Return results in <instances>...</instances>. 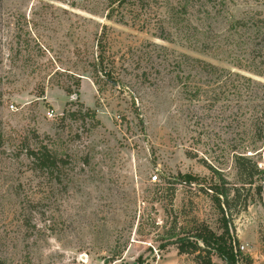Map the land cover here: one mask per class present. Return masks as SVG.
<instances>
[{
    "label": "rangeland",
    "instance_id": "rangeland-1",
    "mask_svg": "<svg viewBox=\"0 0 264 264\" xmlns=\"http://www.w3.org/2000/svg\"><path fill=\"white\" fill-rule=\"evenodd\" d=\"M144 1L0 0L5 264H195L160 246L195 220L222 234L209 189L242 187L234 155L262 170L229 213L237 264H264V0ZM40 144L52 176L25 156Z\"/></svg>",
    "mask_w": 264,
    "mask_h": 264
},
{
    "label": "trees",
    "instance_id": "trees-1",
    "mask_svg": "<svg viewBox=\"0 0 264 264\" xmlns=\"http://www.w3.org/2000/svg\"><path fill=\"white\" fill-rule=\"evenodd\" d=\"M133 5L139 7L144 6V0H133ZM115 2V0H111ZM111 15H107V19H111ZM239 24V23H238ZM196 64H200L205 71H216V67L207 63H202L199 60H195ZM78 87L79 84L76 83ZM66 94H71L68 88H63ZM82 107V104H80ZM83 108V107H82ZM85 113L83 117H87L94 123L98 124L96 119V113L90 108L84 109ZM74 116V113H71ZM262 126L264 127V118L262 123L257 120L255 123L256 130H260V134L257 137L258 141L264 142V136L261 132ZM26 158L29 160L30 169L34 172L40 173L42 176H52L54 173H58L65 161L58 159L56 155L49 149L47 145L40 144L36 149H26ZM234 165L237 171V177L242 187H232L230 191L216 192L213 189L211 200L214 202L219 213L222 215L223 232L220 236L215 235L207 226L200 225L198 221H194L196 228L193 233L185 234L172 231L170 233V239L164 242L160 246L161 250L166 249L168 246H175L177 255L193 256L195 264H213L212 255H217L226 264H237L238 257L234 253V247L238 246V240L234 236L232 230L231 215L229 213L234 212L235 215L239 212L246 211L250 201V192L252 186H254L256 178L262 174V170L258 164L245 155H234ZM255 191L262 192V187H255ZM231 194V195H230ZM244 263L252 264L249 257H243ZM0 264H5L0 260Z\"/></svg>",
    "mask_w": 264,
    "mask_h": 264
},
{
    "label": "built area",
    "instance_id": "built-area-1",
    "mask_svg": "<svg viewBox=\"0 0 264 264\" xmlns=\"http://www.w3.org/2000/svg\"><path fill=\"white\" fill-rule=\"evenodd\" d=\"M157 179H158V176H157V175H154V176H152V177L150 178V181H151L152 183H155V182L157 181ZM239 250H240V251H243V250H244V246H240V247H239Z\"/></svg>",
    "mask_w": 264,
    "mask_h": 264
},
{
    "label": "crops",
    "instance_id": "crops-1",
    "mask_svg": "<svg viewBox=\"0 0 264 264\" xmlns=\"http://www.w3.org/2000/svg\"><path fill=\"white\" fill-rule=\"evenodd\" d=\"M236 238L238 241H241V236L239 235V230L236 228Z\"/></svg>",
    "mask_w": 264,
    "mask_h": 264
}]
</instances>
